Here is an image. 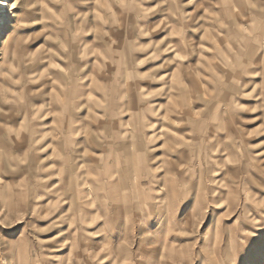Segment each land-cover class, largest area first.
Here are the masks:
<instances>
[{
    "label": "rangeland",
    "instance_id": "374dc122",
    "mask_svg": "<svg viewBox=\"0 0 264 264\" xmlns=\"http://www.w3.org/2000/svg\"><path fill=\"white\" fill-rule=\"evenodd\" d=\"M14 8L0 264H264V0Z\"/></svg>",
    "mask_w": 264,
    "mask_h": 264
},
{
    "label": "bare ground",
    "instance_id": "6f19581e",
    "mask_svg": "<svg viewBox=\"0 0 264 264\" xmlns=\"http://www.w3.org/2000/svg\"><path fill=\"white\" fill-rule=\"evenodd\" d=\"M17 0H0V26L4 24V15L7 14L10 9L14 8V2ZM10 3V4H9ZM15 31L11 29L7 35V41H10L14 36Z\"/></svg>",
    "mask_w": 264,
    "mask_h": 264
}]
</instances>
